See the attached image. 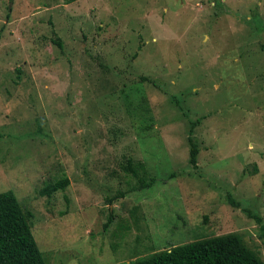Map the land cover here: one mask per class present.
Returning <instances> with one entry per match:
<instances>
[{
    "label": "rangeland",
    "instance_id": "1",
    "mask_svg": "<svg viewBox=\"0 0 264 264\" xmlns=\"http://www.w3.org/2000/svg\"><path fill=\"white\" fill-rule=\"evenodd\" d=\"M5 190L45 264L226 233L264 263V0H0Z\"/></svg>",
    "mask_w": 264,
    "mask_h": 264
},
{
    "label": "trees",
    "instance_id": "2",
    "mask_svg": "<svg viewBox=\"0 0 264 264\" xmlns=\"http://www.w3.org/2000/svg\"><path fill=\"white\" fill-rule=\"evenodd\" d=\"M52 42L61 48L59 38ZM141 81L152 82L141 76ZM199 120H196V122ZM188 162L195 167L198 148L188 136ZM123 171L135 174L136 170L129 158L121 166ZM68 184L67 178L56 180L38 191L39 195L49 196ZM148 185V184H145ZM115 197V196H113ZM111 200V199H109ZM230 204H235L228 198ZM246 215L257 224V238L262 242L264 252V222L260 216L246 210ZM29 210L23 209L11 190L0 192V264H45L30 230ZM125 264H264L237 234L226 233L205 239L174 245Z\"/></svg>",
    "mask_w": 264,
    "mask_h": 264
}]
</instances>
